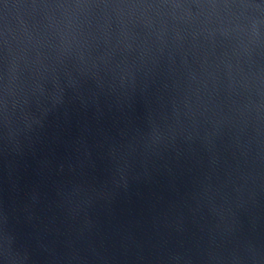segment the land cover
I'll return each mask as SVG.
<instances>
[{"label": "water", "instance_id": "obj_1", "mask_svg": "<svg viewBox=\"0 0 264 264\" xmlns=\"http://www.w3.org/2000/svg\"><path fill=\"white\" fill-rule=\"evenodd\" d=\"M0 264H264V0H0Z\"/></svg>", "mask_w": 264, "mask_h": 264}]
</instances>
